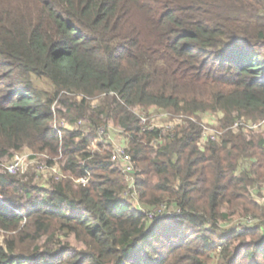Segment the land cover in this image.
<instances>
[{"label": "trees", "instance_id": "trees-1", "mask_svg": "<svg viewBox=\"0 0 264 264\" xmlns=\"http://www.w3.org/2000/svg\"><path fill=\"white\" fill-rule=\"evenodd\" d=\"M151 109L221 113L222 135L148 130ZM109 124L143 211L110 144L89 149ZM25 149L70 179L0 172V264H264V0H0V164Z\"/></svg>", "mask_w": 264, "mask_h": 264}, {"label": "rangeland", "instance_id": "rangeland-1", "mask_svg": "<svg viewBox=\"0 0 264 264\" xmlns=\"http://www.w3.org/2000/svg\"><path fill=\"white\" fill-rule=\"evenodd\" d=\"M44 89H46L44 87ZM48 90V89H46ZM95 103V101H93ZM136 113H140L139 111H136ZM141 116L145 117L148 120V123L150 126L154 128H163L164 130L169 129L168 127L170 125H178L182 124L183 120L186 119H193L196 120V123L203 125L207 128V130H210V132L215 133L216 131L221 132L220 125L223 115L221 113H206L201 114L198 116V118H192L189 116L181 115V114H173L171 112L163 111V110H156L151 109L149 113H140ZM241 121L245 123H253L254 121L251 120H245L241 119ZM259 123V122H254ZM84 124L78 123V126L71 125L70 127H67L66 121H63L59 119L58 117L53 122V126L55 129L58 128H68L69 130H75V129H83ZM174 127V126H173ZM171 127V128H173ZM170 128V129H171ZM260 128V127H259ZM258 128V129H259ZM244 129V128H243ZM206 130V132H208ZM234 131L237 129H233ZM245 132L251 131V130H244ZM255 131V130H252ZM256 131H258L256 129ZM87 133L88 131H84ZM98 137L93 138V141L91 142L89 149L91 152L96 150V144L97 142L101 143H108L110 144L111 153L116 147H122L126 149V142L124 135L122 132L118 129V127L109 124L106 130H102L98 132ZM112 155V154H111ZM19 160L20 166L18 169V172L13 175H18L19 178L22 179V181L30 182L31 184L37 186L41 189H49L53 182H61L67 180L69 177H67V173L62 172V164L60 161L62 160V155H59L57 158L53 159L54 165L49 166L47 164V161L50 159L48 155L45 154H35L29 150H23L20 153H17L13 156V158L8 162H3L0 164V172L5 171V167H8L11 163L16 162ZM116 164L119 166V168L122 171V165L119 162H116ZM133 172H135V167ZM11 175V174H10ZM70 179V178H69ZM77 183V181H76ZM78 184V183H77ZM129 189V188H128ZM124 198L128 200L131 204H133L134 207H137L139 210L143 211L142 208L139 206L137 202V197L135 193H131L128 190L124 194ZM256 200L262 204V197H255ZM240 220V219H239ZM238 219H233L230 221L229 224H224L221 226V231L218 233V236H222L225 234L228 230V228H235L237 227V223H243V225L247 224L244 223V221H239ZM241 227V226H240ZM6 235L3 234L2 231H0V243L2 244L5 240Z\"/></svg>", "mask_w": 264, "mask_h": 264}, {"label": "built area", "instance_id": "built-area-1", "mask_svg": "<svg viewBox=\"0 0 264 264\" xmlns=\"http://www.w3.org/2000/svg\"><path fill=\"white\" fill-rule=\"evenodd\" d=\"M137 115H139L138 113H135ZM139 118L141 120V124L143 126H147L146 128L148 130H152L154 129V127L150 126V124L148 123V120L139 115ZM191 121H194L193 119H190ZM262 122H259V123H245L243 121H236L234 123V125L232 126V129H238V128H244V130H256L258 129L259 127L262 126ZM200 125V124H199ZM175 126V125H173ZM172 125H170L168 128L170 129L171 127H173ZM201 129H202V135H201V139H200V147H203V145L207 142H215L217 141V139L222 135V132H219V131H216L215 133H211L210 130H207L206 127H204L203 125H200ZM103 130V129H102ZM100 130V131H102ZM206 130L208 132H206ZM59 136H61V133L57 130ZM111 160L113 162H119L121 165H122V173L125 175L126 177V181L129 183V186H128V191L130 192L132 189H133V181H134V164L133 162L131 161V158H130V155L126 152V149L125 148H122V147H116L113 152L111 153ZM16 161V159H15ZM19 166H20V162L19 160H17L16 162H13L11 163L8 167H5V171L8 173V174H16L18 172V169H19ZM87 176H88V173H86ZM78 184H81V185H85L88 183V177H85V178H82V179H79L77 181Z\"/></svg>", "mask_w": 264, "mask_h": 264}]
</instances>
